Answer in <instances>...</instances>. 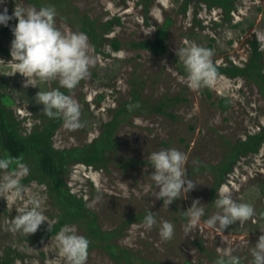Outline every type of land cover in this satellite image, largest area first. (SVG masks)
Returning <instances> with one entry per match:
<instances>
[{
	"label": "rangeland",
	"instance_id": "rangeland-1",
	"mask_svg": "<svg viewBox=\"0 0 264 264\" xmlns=\"http://www.w3.org/2000/svg\"><path fill=\"white\" fill-rule=\"evenodd\" d=\"M184 2L152 0L146 13L142 0H71L82 14L94 20L101 23L115 20L108 38L118 39L122 46L114 51L108 42L97 52L89 39L94 63L88 75L68 93L80 105L82 125L68 129L62 124L51 142L54 148L61 150L82 147L99 137L104 125L112 119L113 111L129 99L134 74L144 83L142 94L150 103L165 97H180L183 100L170 110L175 119L152 114L133 116L118 129L120 157L142 160L145 164L127 171L112 157H108L107 168L74 164L70 166L66 182L71 192L83 198L96 212L104 231L124 225L129 218H137L115 243L146 260L160 264H215L217 257L227 249L238 257L239 263L252 264L250 249L264 231V144L258 153L240 157L221 185L228 189L233 199L252 204L255 214L243 223L236 221L223 231L205 223L219 209L212 195L215 177L203 168L219 165L226 159L230 144L245 140L264 128V99L255 84L224 75H218L215 88L190 89L176 49L196 43L213 50L215 65L230 62L246 65L252 52L251 43L257 40L258 32H264V0H235L230 21L225 20L219 8L209 9L197 2L186 6ZM16 3L20 7H35L24 0H4L0 11L7 7L11 15ZM17 22L13 18L7 26L0 25V100L26 135L41 130L49 119L42 112L43 105L36 103V93L40 89L60 86L58 80H48L38 81L40 89L38 86L25 87L26 78L14 73L8 62L12 59L11 29ZM55 23L62 29L80 31L59 16ZM161 27L167 30V49L163 55L156 56L130 46L133 42L155 40ZM258 42L264 53V47ZM169 147L187 155L186 175L196 186L188 193L182 192L181 197L168 205L154 195L159 189L151 178L154 169L148 157L153 151ZM0 158H4L1 153ZM8 160L7 172L16 171L21 164L27 167L22 183L41 199L49 222H42L35 233L28 235L14 230L10 226L11 218L17 214L21 202L7 204L6 199L0 197V259L5 258L9 264H53L56 245L51 238L55 235L45 239L40 235L44 229L54 227L60 211L47 186L41 182L32 159L18 163ZM196 199L201 201L205 211L198 224L189 228V218L184 211ZM149 210L154 212L157 221L150 229L138 218ZM162 220L174 225L173 237L167 241L159 235ZM68 226L85 236L82 227ZM85 264L118 263L104 250L95 248L88 253Z\"/></svg>",
	"mask_w": 264,
	"mask_h": 264
},
{
	"label": "clouds",
	"instance_id": "clouds-1",
	"mask_svg": "<svg viewBox=\"0 0 264 264\" xmlns=\"http://www.w3.org/2000/svg\"><path fill=\"white\" fill-rule=\"evenodd\" d=\"M3 3L4 0H0V4ZM56 15V9L51 5L36 8L20 7L16 3L11 15L7 7L0 11V25L7 26L13 18L18 21L11 29L12 59L8 63L12 64L14 73L18 72L26 78L23 81L25 87H37L38 81L58 80L59 88L41 90L38 86L40 90L35 95V101L43 105L42 112L49 118L62 117L64 127L76 129L82 125L80 105L60 89L75 88L88 75L94 58L90 54L87 33L58 27L55 23ZM257 40L264 47V32L257 33ZM176 55L183 62L186 72L184 79L190 89L198 91L204 87L217 86L218 74L212 61V49L191 43L176 49ZM148 158L154 169L151 178L159 189L154 195L162 199L163 203L169 205L181 197L182 192L188 193L196 186L193 179L186 175L187 155L181 150L174 147L162 148L151 152ZM9 165L8 159L0 158V172H3L0 175V197L5 198L7 204L10 201L21 202L17 214L11 218L10 226L25 235L35 233L42 222H49L42 208V201L22 183L27 167L21 164L16 171L7 172L5 170ZM215 206L219 211L209 216L205 223L219 231L236 221L243 223L255 214L252 204L233 199L232 194L223 186L217 190ZM204 211L201 201L193 200L191 206L184 211L189 218V228L198 224ZM156 223L154 212L149 210L143 220L145 228L150 229ZM261 232L254 247L250 249L252 264H264V231ZM173 234V223L168 220L160 221L161 239L167 241ZM51 239L56 245L53 264H85L90 241L74 227L62 226ZM215 264H239V260L225 249Z\"/></svg>",
	"mask_w": 264,
	"mask_h": 264
},
{
	"label": "trees",
	"instance_id": "trees-1",
	"mask_svg": "<svg viewBox=\"0 0 264 264\" xmlns=\"http://www.w3.org/2000/svg\"><path fill=\"white\" fill-rule=\"evenodd\" d=\"M24 1L37 8L49 5L54 6L57 13L56 17H61L71 23L76 29L87 33L93 48L97 52H100L101 47L108 42H110L114 51H119L122 46L118 39L112 38L109 40L108 38L115 20L103 23L99 22V20H94L90 16L82 14L76 6L71 4V0ZM192 2L204 4L209 9L219 8L222 10L226 21L233 19L232 13L235 10V0H185L184 4L188 6ZM142 3L146 7L147 13L152 0H142ZM166 34V27H161L155 40L133 42L130 46L135 50L149 51L156 56L163 55L167 49L165 43ZM251 45L252 52L246 65L238 66L230 62L224 65L214 64V66L218 75H224L229 78H244L248 82L255 84L264 99V53L260 50L258 40L255 39ZM143 88L144 83L134 74L129 99L122 102L113 111L112 119L104 125L99 137L82 147L61 150L53 147L51 138L54 132L63 124L62 117L49 118L41 130L23 135L18 122L7 111L4 103L0 100L1 155L17 163L32 159L37 165L41 182L47 186L54 205L60 211L57 223L51 229H44L43 234L40 235L41 239L55 235L64 225L76 224L84 229L85 236L90 241L88 253L98 248L104 250L118 264H160L146 260L115 243V240L123 235L126 227L137 218H129L124 225L113 230L104 231L99 224L96 212L87 206L83 198L73 194L66 182V175L70 170V166L74 164H84L94 168H107L108 157H112L120 168L127 171L146 163L142 160L120 157L118 154L119 141L116 138L118 129L133 116L152 114L175 119L176 116L170 110L183 99L178 96L165 97L160 101L150 103L143 97ZM60 90L66 94L70 92V90L64 88ZM263 144L264 128L249 135L245 140L230 144L226 159L219 165L205 166L203 168L215 177V187L212 188L213 198L216 197L217 189L222 185L226 174L232 170L236 161L249 153H258ZM197 171L200 170L197 169ZM144 217L142 215L138 218L144 220ZM0 264L9 263L5 258H2L0 259Z\"/></svg>",
	"mask_w": 264,
	"mask_h": 264
}]
</instances>
